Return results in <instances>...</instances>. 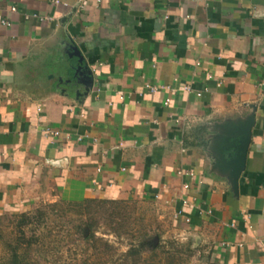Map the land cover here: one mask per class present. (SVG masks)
<instances>
[{"label":"crops","instance_id":"obj_1","mask_svg":"<svg viewBox=\"0 0 264 264\" xmlns=\"http://www.w3.org/2000/svg\"><path fill=\"white\" fill-rule=\"evenodd\" d=\"M54 1L0 0V214L156 201L212 259L264 264V0Z\"/></svg>","mask_w":264,"mask_h":264},{"label":"rangeland","instance_id":"obj_2","mask_svg":"<svg viewBox=\"0 0 264 264\" xmlns=\"http://www.w3.org/2000/svg\"><path fill=\"white\" fill-rule=\"evenodd\" d=\"M158 206L49 199L0 214V264H227L212 259L186 228L173 229L170 211Z\"/></svg>","mask_w":264,"mask_h":264},{"label":"water","instance_id":"obj_3","mask_svg":"<svg viewBox=\"0 0 264 264\" xmlns=\"http://www.w3.org/2000/svg\"><path fill=\"white\" fill-rule=\"evenodd\" d=\"M73 55L78 59V66L76 68V73L81 75L82 65H83V57L80 55L79 51L76 48H73ZM254 124L253 116L247 118V120L236 127L235 134L236 138L232 145L231 153L227 154V164L226 167L230 173V179L232 182V190L235 195H237L238 188V180L240 175L245 169L246 165V156L248 147L251 139V129ZM196 244L199 243V239L196 237Z\"/></svg>","mask_w":264,"mask_h":264},{"label":"built area","instance_id":"obj_4","mask_svg":"<svg viewBox=\"0 0 264 264\" xmlns=\"http://www.w3.org/2000/svg\"><path fill=\"white\" fill-rule=\"evenodd\" d=\"M97 1H100V0H97ZM54 3H55V4H58L59 1L56 0V1H54ZM10 10H11L12 12H15V8H14V7H12ZM35 17H36V16H35ZM36 18H38L39 21L49 20L48 17H36ZM2 25L6 26V25H8V24H7V22H2ZM149 89H150L152 92H154V91L156 90L155 87H152V86H150ZM184 89H185V90H189V87L186 86ZM120 99H123V97L121 96ZM165 104H168V100H165ZM41 132H42V134H43L44 136H48V137H57V136L60 134L59 131H57V130H53V129L49 128V127H44V128L41 130ZM65 137H67V138H71V134H70V133H66V134H65ZM86 137H87V136H84V135H77V136L75 137V139H76L77 142H81V141H83ZM180 173H181V172H180ZM187 175L191 176V174H187ZM184 189H185V190L189 189V186H188L187 184H185V185H184ZM184 203H186V202H184ZM176 216H181V212H177V213H176ZM186 222L188 223V219H186Z\"/></svg>","mask_w":264,"mask_h":264},{"label":"trees","instance_id":"obj_5","mask_svg":"<svg viewBox=\"0 0 264 264\" xmlns=\"http://www.w3.org/2000/svg\"><path fill=\"white\" fill-rule=\"evenodd\" d=\"M92 201L94 202V200H85V202H92ZM83 202H84V201H83ZM70 204H80V203H70ZM25 216H26V215H25ZM25 216H24V217H25ZM146 241H147V240H146ZM146 241H143V242L141 243V247H142V248H145V247H146V243H147Z\"/></svg>","mask_w":264,"mask_h":264}]
</instances>
